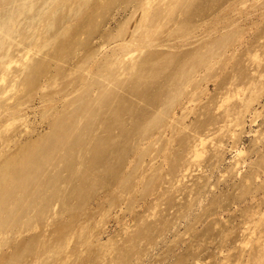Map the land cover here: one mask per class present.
<instances>
[{
  "label": "rangeland",
  "instance_id": "rangeland-1",
  "mask_svg": "<svg viewBox=\"0 0 264 264\" xmlns=\"http://www.w3.org/2000/svg\"><path fill=\"white\" fill-rule=\"evenodd\" d=\"M45 1L38 9L53 2ZM67 1L43 9V47L32 49L35 41L27 36L26 50L13 46L11 53L19 59L27 52L29 58L12 63L11 76H0V173L9 159L28 168V179L13 181L27 193L19 208L14 209L21 201L15 193L1 205L8 188L0 184V264H264V0H173L172 7L170 0H152L151 6L146 0ZM69 5L83 7L80 15ZM147 14L146 25L161 21V29L151 25L152 37L160 31L157 47L132 44L148 54L132 53L124 64L132 74L120 71L112 51L144 37L141 21ZM65 30L71 36L61 35ZM54 34L65 40L66 51L59 50L61 39ZM44 40L50 43L45 46ZM210 44L213 73L210 68L206 73V66L202 70V63L193 87L186 91L181 83L179 90L181 66L188 71ZM128 59H136L140 69L133 72ZM86 77L88 83L72 88V81ZM181 89L184 95L189 89L195 93L188 109L181 104ZM30 148L29 163L24 152Z\"/></svg>",
  "mask_w": 264,
  "mask_h": 264
},
{
  "label": "bare ground",
  "instance_id": "bare-ground-1",
  "mask_svg": "<svg viewBox=\"0 0 264 264\" xmlns=\"http://www.w3.org/2000/svg\"><path fill=\"white\" fill-rule=\"evenodd\" d=\"M51 1H53V2H55V1H58V0H51ZM62 1V0H61ZM64 1V0H63ZM76 1V0H75ZM86 1V0H85ZM89 1V0H88ZM91 1V0H90ZM147 1V4L146 5H149V4H151L152 5V0H146ZM164 1V0H163ZM166 1V0H165ZM175 1V0H174ZM173 0H172V2H171V0H170V3H169V6L171 5V7L173 6L172 4H174L175 2H174ZM179 1V0H178ZM177 1V2H178ZM204 1V0H203ZM39 2H40V0H0V76H1V78H5V76H7L9 73L12 75V72L14 71L13 70V66H12V63H15V62H18L20 59H21V61H22V63H23V60H24V62H25V58H29V57H26V55H28L27 54V52L25 53L24 52V54H25V56H23V57H25V58H23L22 57V55H21V57L19 58V59H16L15 58V56L11 53V49L13 48V46H14V48H16V46H17V48H18V51H16V52H20V53H22V50L23 51H25L26 50V48L27 47H25V44H24V41L26 40V39H28V37L27 36H30L31 38H32V40H33V44H32V42L30 43V45L32 46L31 48L33 49V48H35V49H41L43 46H41V44H40V46H41V48H40V46H39V41H40V39L42 40V38H41V36L42 37H44L43 35H45L46 34V32H44V30H43V32H44V34H42L40 31H39V27H40V25L41 24H43V23H41V19H43L44 18V12H46V10L48 9H51V6L54 4L53 2V4L52 3H50V0L47 2V0L45 1V3H47L46 4V6L50 3V5L47 7V9H45L46 7H45V5H44V7L45 8H43V6H42V9H38V5H39ZM67 2H69V1H67L66 0V4H67ZM176 2V4L178 5V3L180 2H178L177 3ZM205 2V1H204ZM63 3V2H62ZM109 3V2H108ZM146 3V2H145ZM164 3V2H163ZM217 3V2H216ZM59 4V3H58ZM75 4V3H74ZM85 4H87L86 2H85ZM183 4V2L181 3V5ZM78 5V4H77ZM110 5V4H109ZM151 5H149V6H151ZM175 5V4H174ZM181 5H179V6H181ZM40 6V5H39ZM65 6V5H64ZM81 6V5H80ZM208 6H213V4L211 5V2H210V4L208 5ZM61 7V6H60ZM63 7V6H62ZM107 7V6H106ZM143 7V6H142ZM165 7V6H164ZM184 7H186L185 5L183 6V8ZM214 7V6H213ZM70 8H72L71 9V11H75V13L74 14H76V12H78V10L80 11L83 7H81V9H78L79 8V6H78V8H73V7H70V5H69V10H70ZM144 8V7H143ZM142 8V9H143ZM166 8V7H165ZM176 8H178L179 9V7H176ZM175 8V9H176ZM37 9V10H36ZM43 9H45V11L44 12H42L43 11ZM54 9V11H55V13H58L59 12V7H54L53 8ZM61 9H64V8H61ZM98 9V8H97ZM148 9H149V7H148ZM154 9V8H153ZM170 10H171V8H169ZM188 9V8H187ZM186 8L185 9H182V10H187ZM207 9H208V7H207ZM211 9V8H210ZM210 9H208L209 10V12H210ZM143 10H145V9H143ZM157 10V9H156ZM162 10H164V9H162ZM161 10V11H162ZM166 10H168V8L166 9ZM180 10V9H179ZM181 10V11H182ZM213 10H215V9H213ZM212 9H211V12L210 13H212V11H213ZM27 11H31L30 13H32V11L34 12V17L33 18H31V20L30 19H28V21H29V28L27 29L26 27H25V23L24 22H26L27 20H26V17H27V15H26V13H27ZM53 11V10H52ZM51 11V12H52ZM142 11V10H141ZM159 12H160V10H158ZM188 11V10H187ZM62 12V11H61ZM81 12V11H80ZM83 12V11H82ZM98 12V11H97ZM168 12H170L169 10H168ZM174 12V11H173ZM179 13H180V11H178ZM215 12V11H214ZM213 12V13H214ZM165 13V12H164ZM179 13H178V15H179ZM182 13H183V11H182ZM181 13V14H182ZM210 13H209V15H210ZM212 13V14H213ZM50 14V13H49ZM78 14H79V12H78ZM77 14V15H78ZM99 14V13H98ZM170 14V13H169ZM173 14V13H172ZM180 14V15H181ZM53 15L55 16V14L53 13ZM57 15V14H56ZM70 15V14H69ZM72 15V14H71ZM80 15V14H79ZM145 15V14H144ZM150 15V14H149ZM153 16H155L154 15V12H153V14H152ZM167 15V14H166ZM179 15V16H180ZM184 15V14H183ZM60 16H61V14H60ZM59 16V17H60ZM63 16V15H62ZM61 16V17H62ZM151 16V15H150ZM152 16V17H153ZM182 16V15H181ZM180 16V17H181ZM84 17V16H83ZM102 17V16H101ZM172 18H173V16H171ZM27 18H29V17H27ZM39 18H41V19H39ZM53 18V17H52ZM67 16H66V20H67ZM72 17H69L68 19H69V21H72V19H71ZM98 18V17H97ZM165 18V17H164ZM167 18V17H166ZM182 18V17H181ZM46 20H43L42 22H45L46 21V24L49 22V20L47 19V18H45ZM49 19H51L50 18V16H49ZM147 19H148V14H147V16L145 17V19H144V21L142 20L141 22H143L145 25H146V21H147ZM153 18H151V20H152ZM154 19H156V18H154ZM169 19V18H168ZM24 20H26V21H24ZM40 20V21H39ZM53 20L54 19H52V21H50V22H53ZM60 20V19H59ZM64 21H65V18L63 19ZM100 20V19H99ZM150 20V19H149ZM157 20H159V19H157ZM156 20V21H157ZM212 20V19H211ZM62 21V20H61ZM89 21V20H88ZM152 21H154V20H152ZM156 21H154L156 24L158 23V25H159V23L161 22H156ZM97 22V21H96ZM101 22V21H100ZM137 22V21H136ZM151 22V21H150ZM149 22V24L148 25H143V28H144V31L142 30V32H143V34H144V37L142 36V34H140L139 32L141 31L140 29L142 28L141 26L142 25H140V29L138 28V30H140V31H137V32H134L133 31V33H134V35H136L135 33H139L140 35H141V37H140V35L137 37L138 39H139V37L142 39V40H140V41H138V39H136V37H135V41H133V39L131 40V39H129V40H126V41H131L130 42V44L129 43H122V46H121V44L120 43H118V44H120L119 45V47L118 46H116V48H114V51H112L113 53V56H114V58L112 59V60H114L113 61V63H115V65H117L118 67H119V69L121 68V70L120 71H122V69H124V71L127 69L126 67H125V61H126V58H129V57H131V56H133V55H131L132 53H134L135 54V56H136V54H138L139 52L141 53V56H142V52H145V51H143V50H146V48H144V49H138V48H136L135 47V45L138 47V45L140 46L141 45V47H150V48H152V47H154V46H156V41L157 40H155L154 38L157 36V34L160 32H158V30L159 29H157V28H159L160 27V25H159V27H154V28H156L157 29V31H156V33H155V36L154 37H152L151 36V31H152V27H151V25H153L154 24V22H153V24L152 23H150ZM212 22V21H211ZM66 23H68V21L66 22ZM140 23V22H139ZM28 24H26V26L28 25ZM142 24V23H141ZM180 24V23H179ZM213 24H214V22H213ZM90 25V24H89ZM155 25V24H154ZM212 25V24H211ZM47 26V25H46ZM45 26V27H46ZM48 26H49V24H48ZM47 26V27H48ZM54 26H55V24H54ZM68 27H69V25H67ZM214 26V25H213ZM28 27V26H27ZM41 27H43V26H41ZM51 28H53V25H52V23H51V26H50ZM50 27L48 28V30H47V34H49L50 32H52V30L50 29ZM64 27H66V25L64 26ZM86 27V26H85ZM210 27V26H209ZM212 27V26H211ZM93 28V27H92ZM135 28V27H134ZM154 28H153V30H154ZM214 28V27H213ZM47 29V28H46ZM49 29H50V32H48L49 31ZM68 29H70V27L68 28ZM68 29H66V30H68ZM84 29V28H83ZM103 29V28H102ZM127 29V28H126ZM160 29H161V27H160ZM184 29V28H183ZM30 30H31V32H30ZM32 30H33V32H32ZM40 30H41V28H40ZM55 30V29H54ZM58 30V29H57ZM60 30H64V28L63 29H60ZM66 30H65V33H64V31H61V32H63L61 35H65L66 34ZM136 30V29H135ZM186 30V29H185ZM184 30V31H185ZM201 30V29H200ZM213 30V29H212ZM211 30V31H212ZM184 31H180V32H184ZM210 31V32H211ZM30 32V34H28ZM58 32V31H57ZM68 32V34L70 33V36H71V32L72 31H67ZM121 32H123V31H121ZM119 33L118 32V34H116V37H118V36H122L123 35V37H124V34L123 33ZM141 32V33H142ZM214 32V31H213ZM42 35H41V34ZM95 33V32H94ZM125 33V32H124ZM152 33H154V31L152 32ZM162 33V32H161ZM174 33V32H173ZM172 33V34H173ZM178 33V32H177ZM186 33V32H185ZM185 33H184V35H185ZM188 33V32H187ZM186 33V34H187ZM51 34V33H50ZM53 34V33H52ZM68 34H66V35H68ZM83 34V33H82ZM191 34V33H190ZM58 35V34H57ZM55 36V34H54V36L56 37V38H58L59 36ZM60 35V34H59ZM133 35V34H132ZM133 35V36H134ZM174 35V34H173ZM176 35V34H175ZM182 35V34H181ZM188 35V34H187ZM187 35H186V39L188 38L189 39V37H191V35L189 36L188 35V37H187ZM212 35V37H213V33L211 34ZM49 36H52V35H49ZM88 36V35H87ZM93 36V35H92ZM99 36V35H98ZM104 36V35H103ZM114 36V35H113ZM121 36L119 37V38H121ZM129 36V35H128ZM132 36V37H133ZM159 36V35H158ZM168 36H170V38H172L171 40H173V37H171L172 35L170 34V35H168ZM68 37V36H67ZM66 37V38H67ZM78 37V36H77ZM115 37V36H114ZM115 37V38H116ZM167 37V36H166ZM181 37V36H180ZM183 37V36H182ZM50 38V37H49ZM48 37H47V39H49ZM60 38V37H59ZM119 38H117V39H119ZM127 38V36L125 37V39ZM161 38V37H160ZM177 38H178V36H177ZM176 38V39H177ZM30 39V38H29ZM51 39V38H50ZM54 39V38H53ZM61 39V38H60ZM68 39V38H67ZM70 39V38H69ZM71 39H72V37H71ZM93 39V38H92ZM122 39V38H121ZM124 39V38H123ZM158 39V38H157ZM166 39V38H165ZM175 39V38H174ZM178 39H180V38H178ZM182 39V38H181ZM31 40V39H30ZM57 40V39H56ZM74 40V39H73ZM85 40V39H84ZM87 40H88V38H87ZM116 39H114L113 41L114 42H116L115 41ZM160 40H164V39H160ZM185 40V39H184ZM50 40H44V42H46L45 43V46H47V44L48 43H50L49 42ZM51 41H52V39H51ZM62 41L64 42L65 40L64 39H61L60 40V42H57V43H59V47H60V49L59 50H64V51H66V49H65V45H67L66 43L65 44H63L62 43ZM68 41V40H67ZM92 41V40H91ZM108 41V40H107ZM123 41V40H122ZM132 41H133V43H132ZM26 42V41H25ZM28 42V41H27ZM26 42V43H27ZM43 42V41H42ZM48 42V43H47ZM156 42V43H155ZM163 42V41H162ZM212 42V41H211ZM68 43H70V42H68ZM106 43V42H105ZM136 43V44H135ZM28 44H29V42H28ZM54 44L56 45V42H55V40H54ZM53 44V45H54ZM74 44V43H73ZM132 44H135V45H132ZM27 45V44H26ZM112 45V44H111ZM153 45V46H152ZM158 45H159V43H158ZM58 46V45H57ZM101 46V45H100ZM99 46V47H100ZM133 46L135 47V48H133ZM152 46V47H151ZM209 46V45H208ZM207 46V47H208ZM212 46V48H210ZM25 47V48H24ZM52 47V46H51ZM75 47V46H74ZM105 48H106V46H104ZM108 47V46H107ZM117 47L119 48L118 50H115V49H117ZM157 47V46H156ZM54 48H57V47H54ZM210 50H209V49ZM207 48V50L208 51H205L206 53H208L207 54V58H205V55H206V53L204 54V58H205V60H204V58L202 57V54H201V57H199V58H202V59H199L198 58V56H197V59H199L198 61H196L195 63H194V61H193V63L195 64H193V65H190L189 67L190 68H188V71L187 70H185V72H184V70L183 69H187V67H188V65H187V67H185L184 68V65H183V63H182V65L183 66H181V67H183V68H181V67H178V68H181L182 70H183V72H181V69H180V72L182 73V74H179L178 72V74H177V77L176 78H178V80H179V82H180V85H179V90H180V87L182 86V84L184 85V89H186V88H189V86L190 87H193V82L192 81H194V80H198V78H200V77H198V76H200V69L198 70L199 71V73L197 72V69L202 65V63H203V67L201 66V68H202V70H203V68H204V66H206V68H207V70H206V73H208L207 71H209L210 69V72H212L213 73V71H212V68L214 69V61H215V59H214V61H213V58H212V54L214 53V49H215V47L213 46V45H211L210 44V46ZM103 49V48H102ZM56 50H58V49H56ZM98 50V49H97ZM205 50V49H204ZM38 51H40V50H38ZM69 51V50H68ZM135 51H137V53H135ZM153 51V50H152ZM155 51V50H154ZM14 52V51H13ZM32 52V51H31ZM61 52V51H60ZM59 51H58V53L59 54H61ZM72 52V51H71ZM94 52V51H93ZM202 52V51H201ZM19 53V54H20ZM29 53V52H28ZM65 53V52H64ZM63 53V54H64ZM88 53V52H87ZM96 53H97V51H96ZM151 52H149V54H150ZM160 53V52H159ZM200 52H197V54H199ZM23 54V55H24ZM34 54V53H33ZM55 54H56V52H55ZM67 54V53H66ZM76 54V53H75ZM107 54V53H106ZM112 54H111V56H112ZM145 54L147 55L148 53L147 52H145ZM153 54H155L154 52H153ZM215 54H216V52H215ZM214 54V55H215ZM213 55V56H214ZM33 56V55H32ZM63 56V55H62ZM88 56V55H87ZM90 56H91V54H90ZM109 57V58H112V57ZM144 56V55H143ZM150 56H151V54H150ZM153 56V55H152ZM195 56H196V54H195ZM195 56H194V58H195ZM97 57V56H96ZM193 57V56H192ZM31 58V57H30ZM69 58V57H68ZM91 58V57H90ZM106 58H108L107 56H106ZM151 58V57H150ZM150 58H146V59H150ZM179 58H181V57H179ZM179 58H178V61H179ZM216 58V57H215ZM23 59V60H22ZM95 59V58H94ZM187 60H188V58H186ZM193 59V58H192ZM16 60V61H15ZM30 60V59H29ZM58 60V59H57ZM63 60V59H62ZM68 60V59H67ZM92 60V59H91ZM100 60H102V59H100ZM106 60V59H105ZM111 60V59H110ZM109 59H107V62L108 61H110ZM130 59H128V61H129ZM145 60V59H144ZM143 60V61H144ZM191 60V59H190ZM190 60H189V62H190ZM60 61H61V59H60ZM137 62V60L136 59H131L130 60V62H132V66H131V68L133 69H140V65H139V63H137L139 66V68H137V67H135L136 66V62ZM177 61V60H176ZM183 61V57H182V60H181V62ZM185 61V60H184ZM183 61V62H184ZM29 62V61H28ZM64 62H66V61H64ZM71 62V61H70ZM146 60H145V63L144 64H146ZM151 62V61H150ZM161 62V61H160ZM173 62H174V60H173ZM180 62V63H181ZM188 62V63H189ZM191 62H192V60H191ZM21 62L19 63L20 65L22 64ZM67 63V62H66ZM69 63V62H68ZM100 63V62H99ZM102 63V62H101ZM110 63H112V62H110ZM112 63V64H113ZM156 63V62H155ZM172 63V62H171ZM205 63V64H204ZM71 64V63H70ZM107 64H109V63H107ZM106 64V65H107ZM129 64V63H128ZM176 64V62L174 63V65ZM187 64V63H186ZM189 64H191V63H189ZM14 66L16 65V66H19L17 63H15V64H13ZM25 65V63L24 64H22L21 66L23 67ZM36 65V64H35ZM41 65V64H40ZM115 65H113V66H115ZM148 65V64H147ZM158 65H160V64H158ZM20 66V67H21ZM109 66H111V70H113V66L110 64ZM108 66V67H109ZM117 66L116 67H114V68H116L117 69ZM142 66H143V64H142ZM195 66H197V68L195 67ZM20 67L18 68V69H20ZM26 67L28 68V64L26 63ZM97 67V66H96ZM102 67V66H101ZM107 67V68H108ZM129 67V66H128ZM164 67V66H163ZM216 67V66H215ZM81 68V67H80ZM100 68V67H99ZM130 68V69H131ZM175 69H176V66L174 67ZM210 68V69H209ZM15 69H17V68H15ZM22 69V68H21ZM23 69H25V68H23ZM84 69V68H83ZM87 69V68H86ZM134 69H133V72H135L134 71ZM175 69H173V70H175ZM189 69H192V70H190V72H192V73H190L189 72ZM37 71V70H36ZM40 71V70H39ZM98 71V70H97ZM115 71V70H114ZM120 71L118 72V73H120ZM127 71H128V73L130 74L131 73V71L129 72V70L127 69ZM136 71H138V70H136ZM144 71V70H143ZM20 72H21V70H20ZM19 72V73H20ZM74 72H76L75 70H74ZM80 72V71H79ZM101 73L102 74V72L101 71H98V73ZM112 72V71H111ZM115 72H117V71H115ZM151 72V71H150ZM171 72H173V71H171ZM188 72H189V74H191V76H189L188 75ZM15 73V72H14ZM98 73H96L95 72V74H98ZM99 73V74H100ZM114 73V72H113ZM173 73H176V70H175V72H173ZM172 73V74H173ZM202 73V72H201ZM211 73V74H212ZM9 74V75H10ZM44 74V73H43ZM59 74V73H58ZM93 74V73H92ZM105 74V73H104ZM109 74H110V72H109ZM132 74V73H131ZM10 75V76H11ZM18 75V74H17ZM21 75V74H20ZM32 75V74H31ZM61 75V74H60ZM112 75V74H111ZM119 75V74H118ZM120 75H122V74H120ZM119 75V76H120ZM160 75V74H159ZM169 75V74H168ZM178 75H180V77H178ZM203 75V74H202ZM206 75H208V74H206ZM214 76H215V74H213ZM15 76V75H14ZM59 76V75H58ZM82 76V75H81ZM88 76V75H87ZM96 76V75H95ZM100 76V75H99ZM102 76V75H101ZM105 76V75H104ZM118 76V77H119ZM170 76V75H169ZM172 76V75H171ZM176 75H174V77H175ZM20 77V76H19ZM56 77V76H55ZM88 77H90V76H88ZM92 77V76H91ZM112 77V76H111ZM117 77V76H116ZM146 77V76H145ZM173 77V76H172ZM173 77V78H174ZM209 78H211V76H210V74H209V76H208ZM217 77V76H216ZM79 78H80V76H79ZM103 78V77H102ZM105 78H106V76H105ZM139 78V77H138ZM168 78V77H167ZM173 78H171V79H173ZM182 79V80H180V79ZM214 78V77H213ZM212 78V79H213ZM15 79V78H14ZM18 79V78H17ZM16 79V80H17ZM25 79V78H24ZM23 79V80H24ZM87 79V77L84 79V78H82L81 80H79L78 79V81H74L75 83H73V81H72V88L74 89L75 88V86H74V84H76V83H78V82H82V83H88V82H86V81H88V80H86ZM101 79V78H100ZM107 79V78H106ZM117 79V78H116ZM148 79V78H147ZM20 80V79H19ZM53 80V79H52ZM56 80V79H55ZM76 80H77V78H76ZM93 80V78L91 79V80H89V81H92ZM103 80V79H102ZM118 80H119V78H118ZM123 80V79H122ZM196 80V81H197ZM40 81V80H39ZM58 81V80H57ZM70 81V80H69ZM95 81H97V80H95ZM110 81V80H109ZM114 81V80H113ZM113 81L111 82V83H113ZM172 81V80H171ZM175 81H176V79H175ZM1 82V81H0ZM3 82V81H2ZM6 82V81H5ZM15 82V81H14ZM25 82V81H24ZM100 82H102V81H100ZM100 82H98V83H100ZM107 82H108V80H107ZM115 82H116V80H115ZM123 82V81H122ZM136 81H134V83H135ZM110 83V84H111ZM170 83H172V82H170ZM174 83V82H173ZM179 84L178 83V81L177 82H175L174 83V85L175 84ZM182 83V84H181ZM1 84V83H0ZM80 84V83H79ZM92 84H93V82H92ZM95 84V83H94ZM136 84H137V82H136ZM12 85H13V83H12ZM67 85H70V87H71V81L67 84ZM102 85V84H101ZM119 85H120V82H119ZM148 85V84H147ZM86 86V85H85ZM104 86V85H103ZM115 86V85H114ZM178 86V85H177ZM1 87V86H0ZM9 87V86H8ZM13 87V86H12ZM39 87H40V85H39ZM69 87V88H70ZM77 87V86H76ZM102 87V86H101ZM110 87V86H109ZM124 87V86H123ZM142 87V86H141ZM3 88H5V87H3ZM28 88V87H27ZM42 88V87H41ZM43 88H45V87H43ZM86 88V87H85ZM87 88H89V86L87 87ZM105 88V87H104ZM107 88H108V86H107ZM106 88V89H107ZM116 88H118V87H116ZM202 88V87H201ZM18 89V88H17ZM23 89V88H22ZM21 89V90H22ZM66 89V88H65ZM64 89V90H65ZM68 89V88H67ZM72 89V90H73ZM94 89V88H93ZM92 89V90H93ZM111 89V88H110ZM109 89V90H110ZM182 90L181 89V92H180V97H183L182 99H183V102L181 103V101H179L182 105H183V107L185 106V107H187V109H188V106H190V104L192 105L195 101H196V98H195V96H194V92H192V90H188V91H190V93H186V95H184L183 93H184V91L185 90ZM24 90V89H23ZM71 90V89H70ZM75 90V89H74ZM79 90V89H78ZM88 90V89H87ZM90 90H91V88H90ZM122 90V89H121ZM177 90V89H176ZM60 91V90H59ZM80 91V90H79ZM105 91L106 90H104V95L106 94L107 95V92L105 93ZM186 91H187V89H186ZM2 92H4V91H2ZM92 92V91H91ZM109 92V91H108ZM121 92V91H120ZM0 93H1V91H0ZM6 92H4V94H5ZM58 93H62V92H58ZM74 93V92H73ZM72 93V94H73ZM76 93V92H75ZM98 93H100V92H98ZM103 93V92H102ZM3 94V95H4ZM77 94V93H76ZM183 94V95H182ZM47 95V94H46ZM83 95H85V94H82V96ZM178 95H179V93H178ZM71 96V95H70ZM0 97H1V95H0ZM5 97V96H4ZM14 97V96H13ZM57 97V96H56ZM64 97V96H63ZM67 97V96H66ZM115 97V96H114ZM179 97V96H178ZM16 98V97H15ZM49 98V97H48ZM55 98V97H54ZM68 98V97H67ZM88 98V97H87ZM107 98V97H106ZM2 99H3V97H2ZM1 99V100H2ZM5 99V98H4ZM53 99V98H52ZM94 99V98H93ZM98 99V98H97ZM226 99V98H225ZM7 100V99H6ZM5 100V101H6ZM75 100V99H74ZM78 100V99H77ZM96 100V99H95ZM85 101V100H84ZM114 101V100H113ZM3 102V101H2ZM6 102H8L9 103V101H6ZM79 102V101H78ZM106 102V101H105ZM104 102V103H105ZM108 102V101H107ZM199 102V101H198ZM210 102V101H209ZM74 103H76V101L74 102ZM92 103V102H91ZM96 103V102H95ZM94 103V104H95ZM99 103V102H98ZM69 105V104H68ZM74 105V104H73ZM84 105V104H83ZM89 105H91V104H89ZM98 105V104H97ZM176 105V104H175ZM93 106V105H92ZM111 106V105H110ZM2 107V105L0 106V108ZM3 107H5V106H3ZM87 107V106H86ZM179 107V106H178ZM184 107V108H185ZM192 107V106H191ZM194 107H195V105H194ZM248 107V106H247ZM10 108V107H9ZM75 108V107H74ZM85 108V107H84ZM123 108V107H122ZM183 108V109H184ZM2 109V108H1ZM88 109V108H87ZM89 109H91V108H89ZM182 109V108H181ZM4 110V109H3ZM79 110V109H78ZM94 110V109H93ZM21 111V110H20ZM74 111V110H73ZM83 111V110H82ZM92 111V110H91ZM122 111V110H121ZM184 111V110H183ZM4 112V111H3ZM84 112V111H83ZM90 112V111H89ZM96 113V112H95ZM180 113V112H179ZM178 113V114H179ZM13 114V113H12ZM68 114V113H67ZM71 114V113H70ZM69 114V115H70ZM84 114H85V112H84ZM98 114V113H97ZM177 114V113H176ZM18 115V114H17ZM21 115V114H20ZM60 115V114H59ZM77 115V114H76ZM113 115V114H112ZM162 115H163V113H162ZM1 116V115H0ZM12 116V115H11ZM68 116V115H67ZM73 116V115H72ZM176 116V115H175ZM13 117V116H12ZM16 117V116H15ZM99 117V116H98ZM154 117V116H153ZM160 117H161V115H160ZM227 117V116H226ZM77 118V117H76ZM81 118V117H80ZM162 118V117H161ZM12 119V118H11ZM17 119V118H16ZM18 119H20V117L18 118ZM74 119V118H73ZM94 119H95V116H94ZM156 119V118H155ZM173 119V118H172ZM212 119V118H211ZM22 121L23 120H25V119H21ZM153 120V119H152ZM176 120V119H175ZM18 121V120H17ZM56 121V120H55ZM68 121H69V119H68ZM79 121H80V119H79ZM7 122V121H6ZM12 122V121H11ZM58 122H60V121H58ZM63 122V121H62ZM4 123V122H3ZM8 124H9V121L7 122ZM7 123H5L6 124V126L8 125ZM61 123V122H60ZM66 123V122H65ZM80 123H82V122H80ZM96 123V122H95ZM149 123V122H148ZM11 124H13V123H11ZM11 124L9 125V126H11ZM57 126V125H56ZM168 126V125H167ZM71 127V126H70ZM69 127V128H70ZM164 127V126H163ZM2 128V127H1ZM3 128H5V127H3ZM72 128V127H71ZM155 128V127H154ZM7 129H9V128H7ZM99 129V128H98ZM108 129V128H107ZM62 131V130H61ZM158 131V130H157ZM3 132V131H2ZM6 132H8V131H6ZM69 132V131H68ZM75 132V131H74ZM154 132H155V130H154ZM57 133H58V131H57ZM61 133V132H60ZM144 133V132H143ZM146 133V132H145ZM197 133V132H196ZM161 134V133H160ZM85 135V134H84ZM144 135V134H143ZM200 135V134H199ZM53 137H55V135L53 136ZM41 138V137H40ZM202 138V137H201ZM201 138H200V141H201ZM68 139H70V138H68ZM152 140V139H151ZM196 140V139H195ZM195 140H194V142H195ZM203 140V139H202ZM11 141V140H10ZM47 141V140H46ZM56 141V140H55ZM204 142V141H203ZM203 142L201 141V144H203ZM46 143V142H45ZM57 143V142H56ZM67 143V142H66ZM199 143V142H198ZM197 143V144H198ZM53 144V143H52ZM195 144V143H194ZM196 144V145H197ZM200 144V143H199ZM68 145V144H67ZM70 145V144H69ZM68 145V146H69ZM10 147V146H9ZM52 147V146H51ZM193 148L192 149H194L195 150V148H194V146H192ZM68 148V147H67ZM82 148V147H81ZM3 149V148H2ZM33 148H30L29 150H28V152H24V156L26 157V158H28L29 159V163H30V161H32L31 160V150H32ZM66 149V148H65ZM191 149V150H192ZM197 149H199V146H198V148ZM51 150V149H50ZM81 150V149H80ZM99 150V149H98ZM194 150H192L191 152H194ZM26 151V150H25ZM189 151V150H188ZM66 152V151H65ZM196 152V151H195ZM194 152V153H195ZM46 154V153H45ZM44 154V155H45ZM66 154V153H65ZM197 156H200V153L197 151L196 153H195ZM57 155V154H56ZM88 156V155H87ZM41 157V156H40ZM9 158V157H8ZM7 158V159H8ZM15 158V157H14ZM181 158V157H180ZM196 158V157H195ZM27 159V160H28ZM185 160V159H184ZM190 160V159H189ZM21 161V160H20ZM17 163H14L13 161L11 162L10 161V159H9V161H4L3 163H2V169H3V172L4 173H0L1 175H3L4 174V176H3V178H1L0 179V184L2 185V186H4V188H8V190L7 191H5L4 193L2 192V198H1V205L3 204V202H5V200H7L8 198H11V196L10 195H12V194H17V195H20V197L17 199V200H21L20 202H16V206L19 204L20 205V203H21V205H22V200L24 199V197H25V190L23 191V190H19L18 191V188H16V187H18L16 184H14L13 185V181L14 180H18V181H25V179L27 178V176H26V170L28 169H26V165H27V163L25 162H21V163H18L19 161H16ZM68 162V161H67ZM40 163V162H39ZM1 164V163H0ZM182 165V164H181ZM20 166V167H19ZM46 166V165H45ZM189 166V165H188ZM190 166H192L191 164H190ZM17 167H19L17 170H19V171H16V168ZM44 167V166H43ZM82 167V166H81ZM41 168V167H40ZM104 168V167H103ZM1 169V170H2ZM79 169H81V168H79ZM189 169V168H188ZM99 170H101V169H99ZM105 171V170H104ZM105 172H107V171H105ZM185 172V171H184ZM185 174V173H184ZM40 178V177H39ZM28 179V178H27ZM97 182V181H96ZM92 184V183H91ZM40 187V186H39ZM4 190H6V189H4ZM14 194V195H15ZM27 194V193H26ZM16 196V195H15ZM14 196L12 195V198H13ZM29 199V198H28ZM27 199V200H28ZM52 199V198H51ZM37 200V199H36ZM42 202V201H41ZM57 203V202H56ZM50 204V203H49ZM53 204V203H52ZM19 205H18V207H13L14 209H17V208H19ZM25 207V206H24ZM54 208V207H53ZM20 209H21V207H20ZM5 210V209H4ZM28 210V209H27ZM51 211V210H50ZM54 211V210H53ZM12 212H15V210L14 211H12V209L10 210V212H9V210H8V213L10 214H12ZM17 213H18V210H17ZM5 214V213H4ZM4 214H1V215H4ZM8 215V214H7ZM15 215V214H14ZM20 216V215H19ZM52 216V215H51ZM3 217V216H2ZM8 217L9 216H5L4 218H2V222L3 223H1V225L3 224V226L5 225V223L7 224L8 222H7V219H8ZM36 219V218H35ZM10 220V219H9ZM50 223V222H49ZM8 225V224H7ZM6 225V226H7ZM5 226V227H6ZM2 227V226H1ZM5 235V234H4ZM264 244V243H263ZM264 246V245H263ZM259 249V248H258ZM264 252V251H263ZM253 258V257H252ZM262 258H264L263 256H261L260 257V259H262ZM256 261V260H255ZM258 262V261H257ZM262 264V263H261Z\"/></svg>",
  "mask_w": 264,
  "mask_h": 264
}]
</instances>
